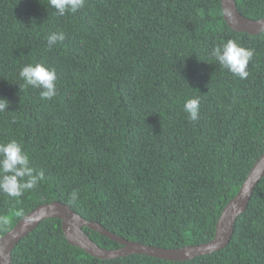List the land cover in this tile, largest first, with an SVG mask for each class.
I'll return each instance as SVG.
<instances>
[{"label": "trees", "instance_id": "obj_1", "mask_svg": "<svg viewBox=\"0 0 264 264\" xmlns=\"http://www.w3.org/2000/svg\"><path fill=\"white\" fill-rule=\"evenodd\" d=\"M251 21L264 0H234ZM66 39L47 50V37ZM236 40L254 50L247 79L209 55ZM57 72L58 93L19 88V70ZM201 100L199 119L183 111ZM0 142L20 141L44 181L20 203L0 192V239L34 209L58 202L129 242L176 250L211 241L226 204L264 154V32L232 31L218 0H85L58 16L48 0H0ZM13 121H15L13 123ZM78 190L79 199H69ZM21 214H17V213ZM105 250L121 248L83 228ZM11 264H264V179L221 251L184 263L145 256L101 261L46 220Z\"/></svg>", "mask_w": 264, "mask_h": 264}, {"label": "water", "instance_id": "obj_2", "mask_svg": "<svg viewBox=\"0 0 264 264\" xmlns=\"http://www.w3.org/2000/svg\"><path fill=\"white\" fill-rule=\"evenodd\" d=\"M225 24L234 32L257 36L264 32V19L251 21L242 17L234 0H218ZM230 11L231 16L227 15ZM264 179V154L255 163L237 194L222 210L211 241L199 246H189L176 250L156 249L125 241L105 230L102 226L88 222L76 215L68 206L58 202L42 205L29 212L9 232L0 239V264H11V255L18 243L31 234L40 223L46 220H59L62 232L69 245L80 249L91 258L110 261L129 256H145L165 262L184 263L223 250L229 243L233 227L238 217L249 204L258 183ZM87 228L121 248L105 250L95 245L84 233Z\"/></svg>", "mask_w": 264, "mask_h": 264}, {"label": "clouds", "instance_id": "obj_3", "mask_svg": "<svg viewBox=\"0 0 264 264\" xmlns=\"http://www.w3.org/2000/svg\"><path fill=\"white\" fill-rule=\"evenodd\" d=\"M48 4L55 10L56 15L62 17L66 14H75L84 7L85 0H48ZM227 15L231 16L230 11H227ZM65 39L66 34L63 31L51 33L47 37V50L50 51L57 42H63ZM209 55L234 76L242 80L249 77L250 73L247 68L254 56L253 49L245 48L236 40L229 39L223 44L214 46ZM18 76L23 81L19 85L20 90L21 88L24 90L39 89L42 100H52L58 93L57 72L54 67H48L40 62L27 63L19 70ZM200 104L199 97L185 100L183 111L189 121H198ZM9 107L10 102L0 98V113L8 111ZM44 179V171H36L31 166L30 155L20 141L11 139L0 142V192L13 198L15 203H20L19 198L25 192L35 189ZM69 199L73 202L77 201L79 199L78 190H73L69 194ZM0 223L6 225L8 221L0 217Z\"/></svg>", "mask_w": 264, "mask_h": 264}]
</instances>
